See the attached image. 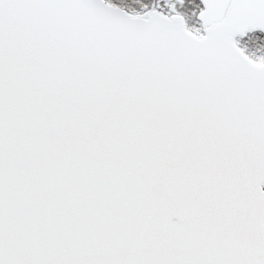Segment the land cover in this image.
Returning a JSON list of instances; mask_svg holds the SVG:
<instances>
[{"label":"snow or ice","instance_id":"6c2138e0","mask_svg":"<svg viewBox=\"0 0 264 264\" xmlns=\"http://www.w3.org/2000/svg\"><path fill=\"white\" fill-rule=\"evenodd\" d=\"M0 264H264V0H0Z\"/></svg>","mask_w":264,"mask_h":264}]
</instances>
